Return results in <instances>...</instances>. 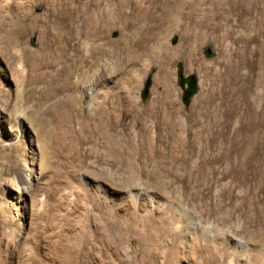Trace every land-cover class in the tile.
Here are the masks:
<instances>
[{
  "label": "rangeland",
  "instance_id": "obj_1",
  "mask_svg": "<svg viewBox=\"0 0 264 264\" xmlns=\"http://www.w3.org/2000/svg\"><path fill=\"white\" fill-rule=\"evenodd\" d=\"M94 1L0 0V264H254L255 244L236 233L239 220L220 219L231 210L217 208L221 187L211 162L197 167L212 155L206 145L228 113H217L219 101L227 102L228 51L245 41L264 79V13L255 20L264 0L243 9L237 3L228 13L227 27L250 15L240 44L222 41L225 11L212 4L202 40L182 39L169 26L167 39L158 35L166 44L162 56L156 41L148 62H124L114 71V60L103 58L101 76L90 81L101 91L97 103L76 78L73 91L53 96L43 78L52 68L38 66L40 27L53 19V2L63 12V2L83 11ZM121 35L107 29L106 49ZM130 71L133 102L122 81ZM179 76L191 78L194 95ZM206 227L212 232L203 233ZM222 231L247 247L245 256L232 252Z\"/></svg>",
  "mask_w": 264,
  "mask_h": 264
},
{
  "label": "bare ground",
  "instance_id": "obj_2",
  "mask_svg": "<svg viewBox=\"0 0 264 264\" xmlns=\"http://www.w3.org/2000/svg\"><path fill=\"white\" fill-rule=\"evenodd\" d=\"M237 3L243 9L246 5L249 6L250 0H109L104 8L100 0H95L92 8L83 11H75L68 2H63L67 7L63 12L57 9L59 3L53 2L49 10L53 19L45 20L40 27L38 66L52 68V74H45L43 78H48L47 86L52 87L53 96L59 94V91H73L75 86H71V81L76 78L82 83L81 90L88 100L95 101L101 91L93 88L90 81L92 77L101 76L103 58L110 57L114 60V71L116 65L120 67L124 62L131 65L148 62L155 56V47L152 45L156 41L160 44L157 48H161L158 54L162 56L165 54L166 44L158 35L165 34L164 38L167 39L171 33L169 26L175 27V30L178 28L182 39L190 35L194 41L202 40L205 33L202 27L212 25L208 23L210 6L216 4L217 10L225 11L221 22L226 28L231 13L238 8ZM225 5L229 6L227 10ZM244 11L248 12L247 8ZM255 11V20L261 21L264 8ZM249 16L246 15V21L243 22L238 16V19L230 22L224 30L222 41L231 40L233 45L240 44L243 38L240 33L249 30ZM216 21L214 27L218 26ZM109 28H120L122 35L110 49H106L104 32ZM240 45L241 47L235 46L233 51H228L224 61L226 64H222L226 72L230 62V71L225 75L229 78L224 82L228 89L227 102L225 105L219 101L217 113L221 117L224 114L221 108L228 107L227 116L217 120L216 137L211 145H206L207 151L212 155L201 156L204 163L197 168L200 171L205 162H211L212 173L216 175L215 182L221 187L217 196V208L221 210L226 206L231 210L221 214L220 219L231 221L236 217L239 220L236 233L248 244H255L253 263L263 264L264 79L256 59L257 53H248L245 41ZM241 48L245 56L242 60L238 57V50ZM231 56L230 61L228 57ZM122 79L123 85L131 87L125 95L133 102L130 92H133L137 80L131 71ZM59 82L63 86L59 87ZM103 85L105 81L100 83L101 87ZM112 96L114 95L110 94L109 97ZM132 106L135 108V103ZM98 110H103V107L99 106ZM208 232L211 233L212 230L207 227L203 229V233ZM222 235L234 254L245 256L244 253L248 251L245 245L233 240L228 231H222Z\"/></svg>",
  "mask_w": 264,
  "mask_h": 264
},
{
  "label": "water",
  "instance_id": "obj_3",
  "mask_svg": "<svg viewBox=\"0 0 264 264\" xmlns=\"http://www.w3.org/2000/svg\"><path fill=\"white\" fill-rule=\"evenodd\" d=\"M192 78H194V77H192ZM178 80H179L180 85H183L185 83L188 86V91L186 92V94H189V96L194 95V93L196 92V88L195 87H193V88L190 87V81H191L190 77L185 78V77L179 76ZM148 88H149V83H146V85H145V93L147 92Z\"/></svg>",
  "mask_w": 264,
  "mask_h": 264
}]
</instances>
